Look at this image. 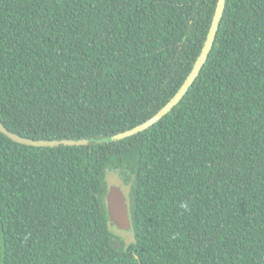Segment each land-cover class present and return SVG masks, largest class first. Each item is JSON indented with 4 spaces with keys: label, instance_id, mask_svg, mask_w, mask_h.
<instances>
[{
    "label": "trees",
    "instance_id": "trees-1",
    "mask_svg": "<svg viewBox=\"0 0 264 264\" xmlns=\"http://www.w3.org/2000/svg\"><path fill=\"white\" fill-rule=\"evenodd\" d=\"M0 0V264H264V0ZM135 184L110 233L107 173ZM124 176V177H125Z\"/></svg>",
    "mask_w": 264,
    "mask_h": 264
},
{
    "label": "water",
    "instance_id": "water-1",
    "mask_svg": "<svg viewBox=\"0 0 264 264\" xmlns=\"http://www.w3.org/2000/svg\"><path fill=\"white\" fill-rule=\"evenodd\" d=\"M225 1L226 0H219L216 14L214 16L212 26L207 36V40L205 42L202 53L198 58L197 62L195 63L191 74L189 75V77L187 78L186 82L181 87V89L178 91V93L175 95V97L152 119L130 131H127L125 133L110 138L109 141L117 142L119 140L126 139L128 137L137 135L138 133L150 129L152 126H154L159 121H161L165 116H167L176 106L179 105V103L187 95L190 88L194 85L200 72L202 71L203 67L206 65L208 61L224 13ZM0 133L4 134L6 137H8L10 140H12L17 144L28 147H35V148H55L61 145L87 146L90 143L88 140L35 141L12 134L8 130H6L1 124H0ZM110 184L111 182L107 183V197H106L107 210L110 220V228L113 226L121 231H133L132 218L129 209L130 201L127 199V197L124 195L122 190L119 188L113 187L109 191V188L112 186Z\"/></svg>",
    "mask_w": 264,
    "mask_h": 264
},
{
    "label": "rangeland",
    "instance_id": "rangeland-1",
    "mask_svg": "<svg viewBox=\"0 0 264 264\" xmlns=\"http://www.w3.org/2000/svg\"><path fill=\"white\" fill-rule=\"evenodd\" d=\"M121 172L120 171H108L106 182L107 183L111 182L110 185H112L109 188V191L113 187L119 188L122 190V192L127 197V199L131 201V195H132L133 187L135 184V178L133 176L132 177L125 176V174H122ZM129 209H130V214H131L130 206H129ZM110 233L112 234L113 238H115L113 241L115 245L118 247H121L122 245H124V247L126 248L129 245L136 243V236H135L134 231H121L118 228L112 226L110 228Z\"/></svg>",
    "mask_w": 264,
    "mask_h": 264
}]
</instances>
